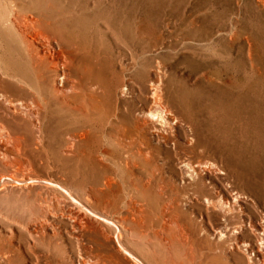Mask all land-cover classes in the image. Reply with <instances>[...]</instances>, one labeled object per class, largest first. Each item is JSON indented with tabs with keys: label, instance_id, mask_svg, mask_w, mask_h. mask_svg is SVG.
Segmentation results:
<instances>
[{
	"label": "bare ground",
	"instance_id": "obj_1",
	"mask_svg": "<svg viewBox=\"0 0 264 264\" xmlns=\"http://www.w3.org/2000/svg\"><path fill=\"white\" fill-rule=\"evenodd\" d=\"M24 10L15 4L0 17V28L15 38L27 72L7 71L0 61V208L7 209L0 210L2 220L47 250L57 241L74 239L90 264H148L141 253L155 264H204L205 252L218 253L225 264H264V202L249 204L233 189L203 144L193 137H172L175 120L165 116L167 97L156 74L146 83L136 82L139 105L132 99L106 112L100 129L104 144L87 151L97 135L72 123L55 146L60 160L100 161L104 172L98 180L76 189L57 168L56 178L23 173L44 144L46 120L57 119L55 114L81 120L99 109L93 71L86 77L73 49L48 30L49 23ZM248 66L253 71L247 76L248 125L252 132L258 130L259 142L264 74L253 62ZM153 140L175 146L176 184L168 178L165 182L154 160ZM103 159L112 165L111 172ZM248 159L264 171L252 148ZM153 193L155 206L150 203ZM182 199L196 209L201 227L184 221ZM201 241L209 245L205 248Z\"/></svg>",
	"mask_w": 264,
	"mask_h": 264
},
{
	"label": "rangeland",
	"instance_id": "obj_2",
	"mask_svg": "<svg viewBox=\"0 0 264 264\" xmlns=\"http://www.w3.org/2000/svg\"><path fill=\"white\" fill-rule=\"evenodd\" d=\"M15 4L25 8L22 12L42 16L48 30L73 49L86 77L93 71L99 87V109L92 116L78 120L55 114L57 119L44 122L47 137L23 173L56 178L57 168L76 189L98 180L104 172L100 161L60 160L55 146L72 123L90 127L97 135L89 140L87 151L104 144L100 129L106 112L132 99L139 105L136 82L146 83L156 74L167 97L165 116L175 120L172 137H193L203 144L233 189L249 204L264 202V171L250 166L248 159L252 148L264 162V109L258 142V130L252 132L248 125L247 81L253 74L248 63L264 74V0H0V17ZM10 35L0 28V61L5 70L26 75ZM121 90L126 93L120 95ZM152 146L165 182H173L172 176H179L175 146L163 140H153ZM101 162L107 172L113 170L106 159ZM150 203L156 205V193ZM0 210L6 212V206ZM181 212L188 225L201 227L196 209L184 199ZM45 247L33 244L25 231L0 217V264H90L74 239ZM202 259L204 264H225L218 253L205 252Z\"/></svg>",
	"mask_w": 264,
	"mask_h": 264
}]
</instances>
